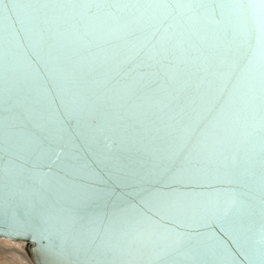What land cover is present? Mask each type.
Wrapping results in <instances>:
<instances>
[{
  "label": "water",
  "instance_id": "water-1",
  "mask_svg": "<svg viewBox=\"0 0 264 264\" xmlns=\"http://www.w3.org/2000/svg\"><path fill=\"white\" fill-rule=\"evenodd\" d=\"M0 237L264 264V0H0Z\"/></svg>",
  "mask_w": 264,
  "mask_h": 264
},
{
  "label": "bare ground",
  "instance_id": "bare-ground-1",
  "mask_svg": "<svg viewBox=\"0 0 264 264\" xmlns=\"http://www.w3.org/2000/svg\"><path fill=\"white\" fill-rule=\"evenodd\" d=\"M3 256L9 263L15 259H18L21 264H35L28 255L26 242L22 240H12L0 237V259Z\"/></svg>",
  "mask_w": 264,
  "mask_h": 264
},
{
  "label": "rangeland",
  "instance_id": "rangeland-1",
  "mask_svg": "<svg viewBox=\"0 0 264 264\" xmlns=\"http://www.w3.org/2000/svg\"><path fill=\"white\" fill-rule=\"evenodd\" d=\"M18 247V246H17ZM25 247V245H24ZM23 249V248H22ZM0 264H21V262L18 260V259H15L13 260L11 263L7 262L6 261V258L3 256L1 259H0Z\"/></svg>",
  "mask_w": 264,
  "mask_h": 264
}]
</instances>
